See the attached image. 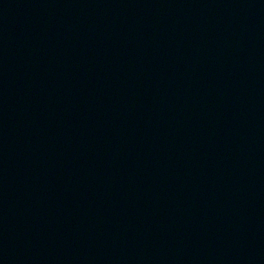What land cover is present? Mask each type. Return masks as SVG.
Wrapping results in <instances>:
<instances>
[{
  "label": "water",
  "instance_id": "95a60500",
  "mask_svg": "<svg viewBox=\"0 0 264 264\" xmlns=\"http://www.w3.org/2000/svg\"><path fill=\"white\" fill-rule=\"evenodd\" d=\"M0 264H264V0H0Z\"/></svg>",
  "mask_w": 264,
  "mask_h": 264
}]
</instances>
